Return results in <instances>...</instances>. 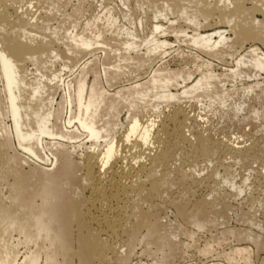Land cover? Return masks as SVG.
<instances>
[{"label": "bare ground", "instance_id": "bare-ground-1", "mask_svg": "<svg viewBox=\"0 0 264 264\" xmlns=\"http://www.w3.org/2000/svg\"><path fill=\"white\" fill-rule=\"evenodd\" d=\"M157 1H137L143 18L131 23L132 27L121 26L120 18L108 8L94 16L95 22L104 21L114 29L117 39L112 45L100 31L91 37L67 32L61 39L47 40L42 29L50 30L49 21L31 15L32 5L24 10L22 0H0V264H134L131 259L137 247L147 262L136 264H176L185 259L186 249L195 246L188 247L179 239L185 235L194 240L189 227L204 230L226 220V204L215 207L202 200L189 207L179 199L181 193L194 195L214 184L218 174L209 171V164L225 155L237 163L260 160L254 148L215 139L210 128L201 127L189 110L194 96L220 79L209 71L199 77L189 73L176 78L155 73L147 89L136 85L126 96L116 92L117 98L130 104L124 128L122 122L112 126L100 121L111 94L99 74L109 82L111 72L116 79L125 74L130 62L142 65L165 55L172 46L167 39L172 32L191 51L219 60L230 58L226 80L252 93L264 83V51L256 46L264 47V22L255 16L264 14V8L260 0L251 8L246 7L250 0H215V9L203 13V21L217 11L227 12L229 17L222 23L229 30L208 33L185 7L177 9L173 0L175 5L166 0L159 8ZM120 2L128 9L121 16L132 22L135 12L130 1ZM177 14L189 22L191 32L171 28L179 18L170 16ZM86 26L92 31V25ZM247 43L249 49L244 48ZM80 51L93 58L102 52V71L89 69L94 60L79 68L77 75L70 71L63 61L72 60L68 55ZM111 55L115 62L107 63ZM57 61L64 63L61 70L54 69ZM65 70L71 73L68 81L62 75ZM173 82L179 93L171 92ZM156 89L161 90L154 96L159 100L157 110L151 115H144V110V114L132 112ZM114 108L111 102L107 110ZM117 127L124 131L120 133ZM77 135L90 148L75 163L68 161L72 150L85 146L84 141H76ZM9 150L17 153L9 155ZM21 152L34 159L37 167L30 171L18 168ZM179 155L188 169L177 166ZM201 171H209L203 179L198 175ZM256 175L261 184L264 165ZM225 182L229 183L228 177ZM169 209L175 211V221L168 219ZM245 213L241 218L249 228L225 229L214 243L220 245L229 238L249 243L264 264V219L258 221ZM248 248H236L225 257L230 261L233 254L242 255L244 264H250L253 252ZM212 249V244L195 248L202 256Z\"/></svg>", "mask_w": 264, "mask_h": 264}, {"label": "rangeland", "instance_id": "rangeland-1", "mask_svg": "<svg viewBox=\"0 0 264 264\" xmlns=\"http://www.w3.org/2000/svg\"><path fill=\"white\" fill-rule=\"evenodd\" d=\"M129 1L132 10L134 8L135 12L132 22L123 19L122 12L127 13L128 9L122 5L120 0H103V2L100 0H22L24 3L22 4L23 8H25L24 10L32 5L29 13L31 15L35 14V17L40 18L39 20L41 22H43L44 19L49 21L46 25L49 26L50 30L46 31L42 29V32L49 36L47 40H54L56 36L61 39L67 32L84 34L85 37H91L93 36L92 33H98L100 31L103 33L102 36L105 40L110 41L112 45H116L114 39H117V37L114 29L110 30L104 21L95 22L93 18L94 16L101 15L103 10L108 8L120 18L121 26L125 25L127 27H132L131 23H139V19L141 20L143 16L141 11L136 8L138 7V0ZM165 1L166 0H164V2L162 0L157 1L159 2L157 6L159 8L161 5L164 6L163 4ZM168 1L170 3V0ZM173 1L171 0L175 6H178L177 9L185 7L190 14L198 17L204 26L207 27L205 31L208 33L213 32V30H229L223 25L224 23H222L226 21L227 17H229V15H225L227 12L223 11L222 13H218L217 11L213 17L209 18L207 21H203V13L211 12L215 9V0ZM256 2L257 0H250L246 7H253ZM260 2L259 5H262L264 8V0H260ZM135 9L138 11H135ZM12 11L13 10L10 12ZM255 16L258 20L264 22V14L262 12L256 13ZM220 17L223 18L221 19ZM170 18L172 20L179 18L177 25L171 28H182L187 32L192 31L189 22L184 18L179 17L178 14L175 16L172 15ZM250 18L251 17H249V19ZM230 20H233V23H238V20L235 18H230ZM145 21L147 22V20H143L144 25L146 24ZM87 24L93 26L91 27L92 31L90 28H87ZM209 25L212 26L208 27ZM167 39L172 46L167 48L165 55L150 58L142 65L137 64L136 61L130 62L125 74H121V76H118L116 79L113 78V72H111V79L109 82L104 80L103 73L99 74V76L102 75V86L111 94L107 106L104 107L106 111L101 114L100 121L102 124H111L112 126L115 124L118 125V122H122L123 127L125 128V119L129 115L128 106L130 104L119 96L117 98L114 94H116V92H121L122 96H126L129 94L128 89L136 85H141L142 88L147 89L150 80L155 73L161 74L163 77L176 78V76L180 74L186 76L191 73L195 77H199L202 73H208V71L213 72L214 77L220 79L222 83L220 81H215L213 83L214 86L208 88L205 92H199L194 96L195 99L189 104L191 105V109L189 108V110L192 111V116L197 117V121L201 127H206V129L207 127L208 129L210 128L209 130L215 139H222L225 142L233 143L234 146L238 144L236 147L239 148H254L259 152L258 157L260 160H253L249 163H237L234 158L225 155L219 162L214 161L209 164V171L218 174L214 184H211L207 188L200 189L194 195L180 194L181 196L179 199L189 207L202 200L207 201L209 204H214L215 207L220 204H226L228 207V215L226 220H220L219 224L214 227H208L204 230L189 227V229L195 234L194 240L192 241L185 235H181L179 239L185 245H188V247L193 244H195V246L186 249L185 259L176 264H244L242 255L233 254V259L230 261L225 257V255L232 250L242 246L249 247V251L251 253L253 252V258L250 264H260L261 256L258 257V255L255 254L253 245L237 242L231 238L223 241L219 245L214 243V240L222 238L225 229L249 228L248 223H244L241 218L245 212L255 215V218L258 221L264 219V181L259 184L256 180L257 170L264 165V83L255 88L252 93H245L240 89L241 86L226 80L228 74L227 70L229 69V66L232 65V60L230 58L219 60L211 58L201 51H191L187 43L177 42L175 34L172 32L168 35ZM56 42L60 48H63L60 45V42ZM249 46H251L250 43H247L244 45V48L249 49ZM256 46L264 51V47L261 43H257ZM96 55L97 56L93 58L92 56H88L81 52V54L77 55H68L72 60H65L63 62L70 66V71L72 70L77 75L79 68L81 69L85 63L94 60L92 64L89 65V69L95 68L97 72H100L103 69L104 56L100 51L97 52ZM135 55L136 54L133 56L135 57ZM114 59V55L109 56V61H107V63L115 62ZM63 62L57 61L54 69L61 70L62 64L64 65ZM30 69H32V67H30ZM62 75H64V79L68 81L71 73L69 70H65ZM262 78H264V75H262ZM89 81H92V77L89 78ZM181 82L182 80L180 79L179 83ZM250 83L253 84L255 82ZM170 90L173 94L180 92L178 91L179 87H177V83L175 82L171 83ZM160 92V89L153 90L149 94V97L140 103L138 109H133L132 112L138 111L142 113L144 110V112H146L145 114L143 112L144 115H151L153 110H157L155 106L157 102H159L158 98L154 96ZM61 95H63L62 90L59 91L56 96L57 103L60 102ZM185 101L186 100H184V102ZM111 102L115 103V108L109 112L107 109ZM188 102L189 101L187 100L186 103ZM189 105L187 107H189ZM209 105L211 106L208 107ZM160 106L162 107L163 105L161 104ZM116 130L120 133L124 131L121 127H117ZM77 137H79V139L76 141H84L83 143H85V146L78 148L75 151L72 150L73 155L68 158V161L75 163L81 158L80 156L84 155L90 148V143H86L87 140H84L79 135H77ZM255 143H257L256 145H258V147H256ZM14 152L17 153V151L9 150L8 154L13 155ZM19 155H21V159L19 165H17L18 168H21L24 171H30V169L37 167V164H34V159L29 158L22 152ZM43 156L45 157L42 152V157ZM180 157V155L179 158L177 157V161L179 160L177 166H184L183 168L188 169L187 164H184V161H181L182 158ZM35 170L37 171V174H40L39 168ZM209 171L199 172V178H205ZM227 177L229 183L225 182V178ZM3 193L5 198L10 195L7 187L3 189ZM37 201L40 203L41 199H38ZM166 214L170 221H175V211L173 209H169ZM251 227H253L251 229L255 233H260V230L256 226ZM207 244L213 245L212 251L206 256L198 254L195 248L197 246L203 248ZM131 260L134 264L140 260L142 263L147 262V258L141 254L140 247L136 248V254Z\"/></svg>", "mask_w": 264, "mask_h": 264}]
</instances>
